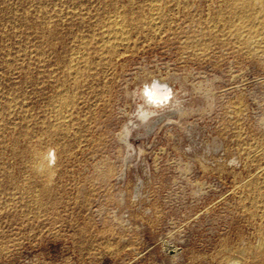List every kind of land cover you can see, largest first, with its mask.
<instances>
[{
  "label": "rangeland",
  "instance_id": "1",
  "mask_svg": "<svg viewBox=\"0 0 264 264\" xmlns=\"http://www.w3.org/2000/svg\"><path fill=\"white\" fill-rule=\"evenodd\" d=\"M150 1L0 0V264H264V0ZM126 12L160 19L102 48Z\"/></svg>",
  "mask_w": 264,
  "mask_h": 264
},
{
  "label": "bare ground",
  "instance_id": "2",
  "mask_svg": "<svg viewBox=\"0 0 264 264\" xmlns=\"http://www.w3.org/2000/svg\"><path fill=\"white\" fill-rule=\"evenodd\" d=\"M147 1V0H146ZM153 2H155V0H151L148 4L150 5V6H152V7H157L158 5H157V3L155 2V3H153ZM224 2V1H223ZM158 3H159V1H158ZM226 3H228L227 4V6L229 7V9H230V13H231V17H233V18H235V19H237V21H238V24H240V21H245V22H250L251 23V21H252V13H251V11H252V3L250 2V1H242V0H228V2H226ZM254 4V3H253ZM141 5V4H140ZM143 5V4H142ZM141 5V6H142ZM225 5V2H224V4H223V6ZM126 6V5H125ZM140 6V7H141ZM146 6V5H145ZM227 6H226V8H227ZM128 7V6H127ZM151 7V8H152ZM130 8V7H129ZM150 8V7H149ZM162 8V7H161ZM139 9H142V8H139ZM153 9V8H152ZM164 9V8H163ZM148 10H151V9H148ZM155 10V9H154ZM158 10V9H157ZM162 10V9H161ZM165 10V9H164ZM130 11H132V10H130ZM163 11V10H162ZM227 11H228V9H227ZM254 11V10H253ZM129 12V11H128ZM128 12H126V13H123L124 14V16H122L121 14L120 15H118L119 13H116L115 15H110V16H108L107 18H106V23H104V21H102L104 24L100 27V29H101V42H100V40L98 41L99 43H101L100 45L102 46V48L104 47V46H108V48L110 49V48H114V46H116V42H113L114 40H120L121 42L122 41H125V37H127V39H129L128 38V36H126V29H128V28H126L127 27V25L128 24H131V26H134L135 27V29H137V27H140V26H145V25H147L146 27L148 28V26H150V27H152V26H154V25H156V21L155 20H157V19H160V17H159V12H158V15H156V17L154 16V14H156V13H154V14H150V16L148 15V14H146V13H144V15L146 14V16H140V14H138V16L139 17H135V18H131V20L129 19L128 21H127V19L128 18H125V16L128 14ZM115 13V12H114ZM220 13V12H219ZM226 13V12H225ZM126 14V15H125ZM131 15H132V13H130ZM162 14V13H161ZM163 14H165V12H163ZM257 14H258V12H257ZM136 15V14H135ZM142 15V14H141ZM130 16V15H129ZM132 16H134V15H132ZM162 16V15H161ZM255 16V15H254ZM257 16V15H256ZM128 17V16H127ZM131 17V16H130ZM129 17V18H130ZM163 17H165V15H163ZM163 17H161V19L163 18ZM217 17H219V15L217 16ZM216 17V18H217ZM223 17V16H222ZM260 17V16H259ZM261 17H264V16H261ZM46 18V17H45ZM48 18V17H47ZM46 18V19H47ZM105 18V17H104ZM227 18H229L228 16H227ZM45 19V20H46ZM44 20V19H43ZM44 20V21H45ZM100 20H103V18L102 19H100ZM166 20V19H165ZM165 20H163V22L165 21ZM232 20H234V19H232ZM49 21V20H48ZM97 22L96 23H98V20H96ZM215 21H216V19H215ZM219 21V20H218ZM128 22V23H127ZM167 22V21H166ZM211 22V21H210ZM210 22H209V24H210ZM213 22V21H212ZM217 22V21H216ZM232 22V21H231ZM259 22V21H258ZM45 23H47V22H45ZM96 23H93V24H96ZM160 23H161V20H160ZM218 23V22H217ZM234 23V22H233ZM100 24H102L101 23V21H100ZM164 24V23H163ZM208 24V25H209ZM262 27H264V18H261L260 19V23H259ZM97 25V24H96ZM211 25V24H210ZM215 25V24H214ZM220 25V24H219ZM225 25H227V24H225ZM235 25V24H234ZM98 26V25H97ZM222 26V25H221ZM244 26V25H243ZM255 26V25H254ZM257 26V25H256ZM40 27V26H39ZM43 27V26H42ZM95 27V26H94ZM134 27H132L133 29H134ZM157 27V26H156ZM92 28V27H91ZM99 28V27H98ZM143 27H140V29H142ZM162 28V27H161ZM228 28V30H229V27H227ZM250 28V27H249ZM46 29H47V27H46ZM97 29V28H96ZM158 29V28H157ZM231 29V28H230ZM232 29H233V26H232ZM255 29V28H254ZM44 30V29H43ZM129 30V29H128ZM130 30H132V29H130ZM137 30H139V29H137ZM100 31V30H99ZM98 31V32H99ZM156 31V30H155ZM231 31V30H230ZM90 32H92V30L90 31ZM94 32V31H93ZM92 32V33H93ZM96 32H97V30H96ZM46 32H44V34H45ZM53 33V32H52ZM51 33V31H49V33H46V34H48L47 36H51V38H52V34ZM95 33V32H94ZM234 33V32H233ZM45 34V35H46ZM90 34V33H89ZM96 34V33H95ZM95 34H93V35H95ZM92 35V36H93ZM97 35V34H96ZM129 35V34H128ZM82 36V35H81ZM88 36V35H87ZM98 36V35H97ZM100 36V35H99ZM78 37V36H77ZM88 37H90L91 38V35H89ZM79 40L81 41V38H83V37H80L79 36ZM94 38H95V36H94ZM89 41H91V39H89V38H87ZM93 40V43L92 44H94V43H96V42H94V40L95 39H92ZM84 41V40H83ZM88 41V44H90V42ZM97 41V40H96ZM119 41V42H120ZM79 42V41H78ZM118 42V43H119ZM82 43H85V41L84 42H82ZM98 43V44H99ZM113 43H115V45L113 44ZM86 44V43H85ZM114 46H113V45ZM125 44V43H124ZM94 46H96V44H94ZM99 46V45H98ZM98 46H96V47H98ZM77 47H79V46H77ZM81 47V46H80ZM84 47V50H85V46H83ZM96 47H94L95 49H97L98 50V48H96ZM117 47V46H116ZM94 48H93V51H96V50H94ZM105 48V47H104ZM78 49H80V48H77V50ZM116 49H118V48H116ZM83 50V49H82ZM111 50H113V49H111ZM79 51V50H78ZM88 50H85L84 52H86V53H89V52H87ZM99 51L101 52V50L99 49ZM106 51V50H105ZM107 51H109L108 49H107ZM114 51V50H113ZM112 51V52H113ZM98 52V51H97ZM112 52H110V53H112ZM75 52H73V54H74ZM79 53H81V52H79ZM78 53V54H79ZM109 52H106V53H104L105 55L106 54H108ZM113 53H115V52H113ZM72 54V53H71ZM83 54V53H82ZM99 54V53H98ZM84 55V54H83ZM82 55V56H83ZM88 55V54H87ZM101 55H103V54H101ZM90 56V55H89ZM35 57V56H34ZM39 57V56H38ZM55 57H56V55H55ZM64 57V56H63ZM66 57V56H65ZM86 56L84 55V57L83 58H85ZM88 57V56H87ZM104 57H106V56H104ZM33 58V57H32ZM36 58V57H35ZM41 58V57H40ZM60 58V57H59ZM68 58V57H67ZM77 58V57H76ZM76 58H74V59H76ZM31 59V58H30ZM41 59H43V58H41ZM45 59V58H44ZM86 59V58H85ZM102 59V58H101ZM33 62H34V60L33 59H31ZM30 60V61H31ZM38 60V59H37ZM67 60V59H66ZM63 61V60H62ZM68 61H71V62H69L68 63V68L70 69V70H74V72H73V74L75 73H78V68H80V64L78 65L77 64V62L76 61H79V60H76V61H74V62H72L73 60H68ZM85 62L87 61L88 62V59H86V60H84ZM83 61V63H85ZM103 61V60H102ZM36 62V61H35ZM43 62V61H42ZM41 62V63H42ZM87 62H86V64H87ZM105 62V61H104ZM103 62V63H104ZM31 63V62H30ZM36 63H39V62H36ZM36 63H34L33 65H35ZM80 63V62H79ZM100 63V62H99ZM99 63H97L98 65H99ZM56 64H59L58 62L56 63ZM66 63H64V65H65ZM44 65V64H43ZM32 66V65H31ZM37 66H39V65H37ZM40 66H42L41 64H40ZM58 66V65H57ZM34 67V66H33ZM59 67H60V65H59ZM66 67V65L63 67V68H65ZM88 67V66H87ZM89 68V67H88ZM88 68L87 69H85V70H88ZM60 69H62L61 67H60ZM80 69H83V66L80 68ZM90 69L91 68H89V71H90ZM96 69H97V67H96ZM60 71H62V70H60ZM94 70H92V72H93ZM102 71V70H101ZM32 72V71H31ZM64 72V71H63ZM62 72V73H63ZM104 72V71H103ZM43 73H45V72H43ZM47 73V72H46ZM71 73V72H70ZM80 73L82 74V70L80 71ZM87 73V72H86ZM96 73H99V72H96ZM32 74H33V72H32ZM64 74H65V72H64ZM66 74L68 75L69 74V72L67 71L66 72ZM72 74V73H71ZM74 74V75H75ZM81 74H79V75H81ZM103 74V73H102ZM43 75V74H42ZM42 75H41V77H42ZM47 75V74H46ZM49 75V74H48ZM63 75V74H62ZM77 75V74H76ZM90 75V74H89ZM69 76V75H68ZM71 76V75H70ZM78 76V75H77ZM93 76V75H92ZM96 76V75H95ZM34 77V76H33ZM48 77V76H47ZM74 77V76H73ZM79 78H80V76H78ZM78 77H76L77 79H78ZM97 77V76H96ZM105 77V76H104ZM46 78V77H45ZM53 78V77H52ZM67 79V77H65L64 76V79ZM75 78V79H76ZM36 79V78H35ZM34 79V80H35ZM61 79V77L58 79V80H60ZM98 79V78H97ZM49 80H50V77H49ZM55 80H56V78H55ZM58 80H56V81H58ZM62 80H63V78H62ZM68 80L70 81V78L69 79H67V81H66V83L68 82ZM90 80V79H89ZM36 81V80H35ZM52 81V80H51ZM50 81V82H51ZM61 81V80H60ZM64 81V80H63ZM73 82L75 81V80H72ZM92 81V80H91ZM96 81V80H95ZM94 81V82H95ZM99 81V80H98ZM97 81V82H98ZM37 82V81H36ZM41 82H42V80H41ZM45 82V81H44ZM43 82V83H44ZM47 82V81H46ZM49 82V83H50ZM53 82V81H52ZM93 82V81H92ZM102 82V81H101ZM35 83V82H34ZM39 83H40V81H39ZM39 83H37V85L39 84ZM60 82L58 81V85H60L59 84ZM62 83H64V84H66L65 82H62ZM69 84L71 83V82H68ZM36 84V83H35ZM50 84H52L53 85V83H50ZM77 84V83H76ZM93 84V83H92ZM96 85H97V83H95ZM100 84V83H99ZM103 84V83H102ZM105 84V83H104ZM42 85V84H41ZM58 85H56L57 87H58ZM63 85V84H62ZM78 85V84H77ZM94 85V84H93ZM39 86V85H38ZM54 86V85H53ZM52 86V87H53ZM34 87H35V85H34ZM40 87V86H39ZM51 87V88H52ZM69 87V86H68ZM74 87V86H73ZM72 87V88H73ZM87 87V86H86ZM90 87V86H89ZM98 87H100V85L98 86ZM102 88H103V86H101ZM107 87V86H106ZM54 88V87H53ZM65 88H67V87H65ZM164 88V87H163ZM44 89V88H43ZM56 90H57V88H55ZM58 89H60V86H59V88ZM62 89H64V87L63 88H61V90ZM94 89H95V87H94ZM38 90V89H37ZM37 90H36V92H37ZM54 90V89H53ZM55 91V90H54ZM73 91V90H72ZM74 91H75V89H74ZM98 91V90H97ZM39 92V91H38ZM37 92V93H38ZM43 92V91H42ZM59 92H61V91H59ZM58 91L56 92V93H59ZM63 92V91H62ZM71 92V91H70ZM108 92H110V91H107L106 93H108ZM40 93H41V91H40ZM55 93V92H54ZM82 93V92H81ZM91 93V92H90ZM42 94H45V93H42ZM98 94H99V92H98ZM144 94H145V96H146V98L148 99V101H150L151 103H153L155 106H160V105H164L165 103H167V102H169L170 100H171V96H172V91H170L169 89H166V88H164V89H160L159 88V86L157 85V84H152V85H150V86H147L146 87V89H145V91H144ZM63 95V94H62ZM67 94H65V96H66ZM50 96H52V95H50ZM94 96V95H93ZM93 96H92V98H93ZM54 97H56V96H54ZM48 98H49V96H48ZM53 98V97H52ZM60 98V97H59ZM63 98H65V97H63ZM54 100H56V101H60V100H58V97H56V99L55 98H53ZM71 98L69 97V101H71L70 100ZM54 100H51V102L53 101V103L55 102ZM80 100V99H79ZM78 100V101H79ZM81 101V100H80ZM88 101V100H87ZM98 101V100H97ZM68 102V101H67ZM83 102V101H82ZM85 102V101H84ZM10 103V102H9ZM50 102L48 101V104H49ZM60 103V102H59ZM72 103V102H71ZM71 103H69L68 102V105L70 104L71 105ZM77 103V102H76ZM13 104V103H12ZM48 104H46V105H48ZM63 104V103H62ZM73 104H74V101H73ZM73 104H72V108L74 107L73 106ZM11 105V104H10ZM51 105V104H50ZM49 105V106H50ZM54 105V104H53ZM59 105L60 104H56V105H54L53 107V109H57L58 107H59ZM64 105V104H63ZM9 106V105H8ZM8 106H6V108L8 107ZM62 105H60V107H61ZM66 106H67V104H66ZM4 107V106H3ZM9 107H11V106H9ZM8 107V108H9ZM12 107H13V105H12ZM52 107V106H51ZM63 107V106H62ZM65 107V106H64ZM71 107V106H70ZM50 108V107H49ZM10 109V108H9ZM50 109H52V108H50ZM52 109V110H53ZM69 110V109H68ZM51 111V110H50ZM66 111V110H65ZM65 111H64V113H65ZM56 112H58V110L56 111ZM55 112V113H56ZM60 112V111H59ZM14 113V112H13ZM17 113V112H16ZM49 114H47V115H49V117H50V112H48ZM63 113V114H64ZM53 114H54V112H53ZM67 114V113H66ZM8 115V114H7ZM56 115V114H55ZM60 115V114H59ZM5 116V115H4ZM67 116V115H66ZM69 116V115H68ZM56 117V116H55ZM57 117H58V120L61 122V120H62V117H59L58 115H57ZM4 118V117H3ZM25 118V117H24ZM45 118V117H44ZM83 118V117H82ZM85 118V117H84ZM2 119V118H1ZM46 119V118H45ZM44 119V120H45ZM50 119V118H49ZM52 119H54L53 117H52ZM51 119V120H52ZM64 119V118H63ZM2 120H4V119H2ZM71 120V119H70ZM70 120H69V122H70ZM74 120V119H73ZM48 121V120H47ZM58 121V122H59ZM8 122V121H7ZM52 123V122H51ZM54 123H56V122H54ZM61 123H63V122H61ZM65 123V122H64ZM71 123V122H70ZM0 124H2V123H0ZM46 124V123H45ZM47 124L48 125H50L49 124V122H47ZM47 124H46V126H47ZM57 124V123H56ZM61 125V124H60ZM64 125H66V124H64ZM64 125H63V127H64ZM2 126V125H1ZM51 126H52V124H51ZM62 126V125H61ZM6 127V126H5ZM48 127V126H47ZM46 127V128H47ZM56 127V126H55ZM63 127H61V128H63ZM22 128H24L23 126H22ZM49 128H50V126H49ZM60 128V129H61ZM65 128H66V126H65ZM71 128V127H70ZM21 129V128H20ZM54 129V128H53ZM69 129V128H68ZM66 130V133L69 131V130ZM4 130V129H3ZM12 130V129H11ZM50 130V129H49ZM58 130V129H57ZM7 131V130H6ZM45 131H48L47 129L45 130ZM64 131V130H63ZM49 132V131H48ZM54 132V131H53ZM57 132V131H56ZM4 133V132H3ZM23 133V132H22ZM60 134L59 135H61V132H59ZM69 133V132H68ZM44 134H46V132L44 133ZM53 135V134H52ZM63 135H64V133H63ZM63 135H61V136H63ZM67 135V134H66ZM66 137V136H65ZM4 139H5V137H4ZM9 139V138H8ZM12 139V138H11ZM32 139V138H31ZM1 141V140H0ZM19 142H20V140H19ZM61 143V142H60ZM59 143V144H60ZM3 144V143H2ZM28 144V143H27ZM62 144V143H61ZM1 147V146H0ZM36 147V146H35ZM38 148V147H37ZM65 148V147H64ZM29 149V148H28ZM66 149V148H65ZM30 151V150H29ZM33 151V150H32ZM28 151H26L25 153H27ZM31 152V151H30ZM39 152V151H38ZM50 152V151H49ZM25 153H24V155H25ZM34 153V152H33ZM30 154V155H34V154ZM47 153V152H46ZM38 154V153H37ZM52 154V153H51ZM29 155V156H30ZM36 156V155H35ZM45 156V155H44ZM43 156V157H44ZM54 155H52V157H53ZM22 157H23V155H22ZM45 157H47V156H45ZM62 157V156H61ZM24 159V158H23ZM25 161H27V159H25ZM30 161V160H29ZM39 162V164L38 165H40V164H42L43 163V160H41V161H38ZM24 163V162H23ZM262 163V162H261ZM25 164H26V162H25ZM29 164H30V162H29ZM46 164V163H45ZM45 164H44V166H45ZM48 164V163H47ZM31 165H35V163L33 164H31ZM30 167V166H29ZM34 167H36V165L34 166ZM33 167V168H34ZM42 167V166H41ZM41 167H37V169L38 168H40V170L42 169ZM45 167H48L47 165L45 166ZM45 167H43V168H45ZM26 168H28V167H26ZM260 168V167H259ZM29 169V168H28ZM47 169V168H46ZM46 169H44V170H46ZM48 169H50L49 167H48ZM38 171V170H37ZM36 171V172H37ZM49 171V170H48ZM2 172V171H1ZM35 172V173H36ZM40 172V171H39ZM38 172V173H39ZM262 172V171H261ZM31 173V172H30ZM40 173H43L42 171L40 172ZM45 173V172H44ZM37 175H39V174H37ZM259 175H262V174H260L259 173ZM7 176H8V174H7ZM35 176V175H34ZM41 176V175H40ZM39 176V177H40ZM43 176H45V175H43ZM3 177V176H2ZM5 177V176H4ZM7 178V177H6ZM46 178H47V176H46ZM4 179V178H3ZM262 179H264V178H262ZM1 181H2V179H1ZM4 181V180H3ZM2 181V182H3ZM41 181V180H40ZM43 181H45V179H44V177H43ZM5 182V181H4ZM8 183H9V180L7 181ZM13 182V181H12ZM254 182H255V180H254ZM260 182V181H259ZM7 183V184H8ZM258 183V182H257ZM262 183H264V182H262ZM3 184H5V183H3ZM2 184V185H3ZM10 184V183H9ZM8 184V185H9ZM253 184V183H252ZM259 184V183H258ZM254 185V184H253ZM7 186V185H6ZM258 186V185H257ZM3 187H4V185H3ZM2 187V188H3ZM249 187V186H248ZM247 187V188H248ZM4 188H6V187H4ZM3 188V189H4ZM257 191H258V188L256 189ZM253 191V190H252ZM259 193H260V189H259ZM255 194V193H254ZM257 194V193H256ZM36 195V194H35ZM34 196V195H33ZM257 196V195H256ZM30 197V196H29ZM31 199V198H30ZM254 200V199H253ZM32 201V200H31ZM37 202V201H36ZM40 202V201H39ZM43 202V201H42ZM32 203V202H31ZM46 203V202H45ZM251 203V202H250ZM257 203V202H256ZM41 203H39L38 205H40ZM43 206V205H42ZM257 210V209H256ZM37 211H38V208H37ZM257 214V213H256ZM252 217V216H251ZM261 219V218H260ZM259 227H260V225H259ZM260 230H262V229H260ZM261 235H264V231H262V233H261ZM260 236V235H259ZM261 239V238H260ZM259 248H261L262 249V252H264V236H262V239L259 241ZM243 251V250H242ZM244 253V252H243ZM241 252L238 254L239 255V257H236V255L235 256H230V258L228 259V260H226L227 261V264H240V261H241ZM245 254V253H244ZM244 256V255H243ZM250 257V256H249ZM248 258V257H247ZM251 260V259H250Z\"/></svg>",
  "mask_w": 264,
  "mask_h": 264
}]
</instances>
